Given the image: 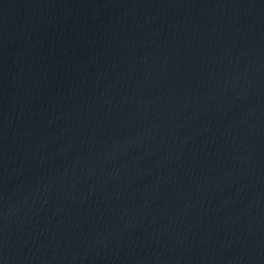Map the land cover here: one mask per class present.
<instances>
[{
	"label": "water",
	"instance_id": "95a60500",
	"mask_svg": "<svg viewBox=\"0 0 264 264\" xmlns=\"http://www.w3.org/2000/svg\"><path fill=\"white\" fill-rule=\"evenodd\" d=\"M0 264H264V0H0Z\"/></svg>",
	"mask_w": 264,
	"mask_h": 264
}]
</instances>
